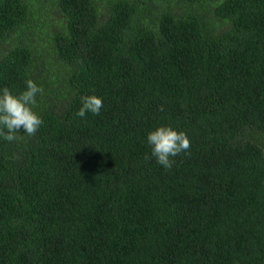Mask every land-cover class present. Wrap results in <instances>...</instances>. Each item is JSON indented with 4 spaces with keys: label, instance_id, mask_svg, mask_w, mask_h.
I'll use <instances>...</instances> for the list:
<instances>
[{
    "label": "trees",
    "instance_id": "1",
    "mask_svg": "<svg viewBox=\"0 0 264 264\" xmlns=\"http://www.w3.org/2000/svg\"><path fill=\"white\" fill-rule=\"evenodd\" d=\"M29 79L0 264H264V0H0V90ZM160 126L191 142L170 169Z\"/></svg>",
    "mask_w": 264,
    "mask_h": 264
},
{
    "label": "clouds",
    "instance_id": "2",
    "mask_svg": "<svg viewBox=\"0 0 264 264\" xmlns=\"http://www.w3.org/2000/svg\"><path fill=\"white\" fill-rule=\"evenodd\" d=\"M26 90L15 95L8 87L0 90V137L12 142L20 139L16 133L23 129L29 136H34L41 125L42 118L33 111L36 105V95L43 92L33 80L26 81ZM81 107L77 111L78 117H85L86 113L99 115L103 107V99L98 95H87L81 98ZM162 110V109H161ZM147 143L151 148V156L145 155L146 161L155 159V162L165 169L173 166L172 158L186 153L190 149V138L183 131L171 126H160L147 134Z\"/></svg>",
    "mask_w": 264,
    "mask_h": 264
}]
</instances>
